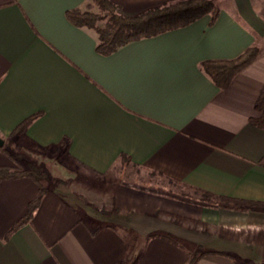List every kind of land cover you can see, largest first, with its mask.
Segmentation results:
<instances>
[{"label": "crops", "instance_id": "obj_1", "mask_svg": "<svg viewBox=\"0 0 264 264\" xmlns=\"http://www.w3.org/2000/svg\"><path fill=\"white\" fill-rule=\"evenodd\" d=\"M111 1L134 17L178 0ZM215 1V21L104 54L97 30L69 16L97 11L92 0H0L3 146L52 152L30 156L52 181L40 180V205L8 238L39 184L0 180V264H187L203 250L216 252L197 264H264V127L250 122L264 86V0ZM252 46L260 53L227 87L202 67ZM16 165L0 148V166ZM79 176L89 184H67ZM203 192L254 204L213 205Z\"/></svg>", "mask_w": 264, "mask_h": 264}, {"label": "trees", "instance_id": "obj_2", "mask_svg": "<svg viewBox=\"0 0 264 264\" xmlns=\"http://www.w3.org/2000/svg\"><path fill=\"white\" fill-rule=\"evenodd\" d=\"M92 1L99 6L103 13L89 10H72L69 12V16L75 24L92 27L97 30L99 34L97 49L104 54H109L130 41L157 35L170 29L188 25L208 13L212 14V21H215L220 12V7L215 0H178L150 9L140 15L127 17L118 11V6L111 0ZM258 53L259 48L257 46H252L233 59L206 60L202 62V67L218 86L224 88L231 83L233 77L237 73L257 57ZM255 108L259 115L257 117H251L250 122L263 128L264 86L256 100ZM37 116L38 114H34L24 120L13 131V135L23 134ZM66 145L67 142L64 139L61 142V146L65 148ZM0 148L17 162L16 166H0V180L29 176L39 184L38 194L29 203L26 213L6 233L5 238H8L13 232L32 219L35 210L40 205L42 197L46 192L40 180L47 176V172L42 166L37 165L33 161H29L27 165L17 161L19 157L16 154L7 151L4 146ZM122 161L123 163L127 162L125 156L122 157ZM62 162L69 168L74 167L67 160H63ZM202 198L207 203L213 205L233 208H243L254 204L245 200L218 196L208 192H203ZM165 237L172 240L168 235H165ZM209 252L214 253L216 251H197L192 255L187 264H197L200 258ZM221 253L228 254L224 252Z\"/></svg>", "mask_w": 264, "mask_h": 264}, {"label": "rangeland", "instance_id": "obj_3", "mask_svg": "<svg viewBox=\"0 0 264 264\" xmlns=\"http://www.w3.org/2000/svg\"><path fill=\"white\" fill-rule=\"evenodd\" d=\"M93 2V1H92ZM94 3V2H93ZM94 4H96V3H94ZM91 7H93V5L91 6ZM94 7H96V8H98L97 9V11H93V12H101V13H103V11L99 8V6L96 4V6H94ZM90 11H92V10H90ZM259 53H260V50H259ZM258 53V54H259ZM14 142L13 141H11L9 144L11 145V144H13ZM14 145V144H13ZM14 150H15V152L18 154L17 156L19 157V159H20V161L23 163V164H25V165H27L28 164V162L31 160L30 159V156L32 157V158H34L35 160H37V161H40L41 163H44V162H46V161H48L49 159H51V157L52 156H50V154L52 153L51 151H49V152H47L48 154H46L45 156H43L42 154H39L38 152H35V151H33V150H30V149H28L27 147H25V146H23V147H14L13 148ZM29 155V156H28ZM49 155V156H48ZM80 177V179L79 178H76V179H71V180H69V181H67V184H69V183H72L71 181H76L78 184H81V185H85V186H87L89 183H88V180L87 179H85V178H83V177H81V176H79ZM44 179H48L49 180V182L50 181H52V180H50V178H49V175L47 174V176L44 178ZM148 181L149 180H144V182H145V184H148ZM75 182V183H76ZM149 182H151V180L149 181ZM159 182V181H158ZM160 188H169L170 189V191H175V192H178V193H181V194H184L185 192H186V189H181L180 188V186H166L165 184H162V182H160V183H158L157 184ZM150 186H152V187H154V188H156V179L154 178V180H152V185H150ZM167 188V189H168ZM184 192V193H183Z\"/></svg>", "mask_w": 264, "mask_h": 264}, {"label": "water", "instance_id": "obj_4", "mask_svg": "<svg viewBox=\"0 0 264 264\" xmlns=\"http://www.w3.org/2000/svg\"><path fill=\"white\" fill-rule=\"evenodd\" d=\"M5 143V140L2 136H0V146H3Z\"/></svg>", "mask_w": 264, "mask_h": 264}]
</instances>
